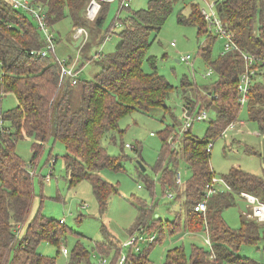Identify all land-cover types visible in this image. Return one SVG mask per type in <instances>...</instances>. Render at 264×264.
Segmentation results:
<instances>
[{
  "label": "trees",
  "instance_id": "trees-1",
  "mask_svg": "<svg viewBox=\"0 0 264 264\" xmlns=\"http://www.w3.org/2000/svg\"><path fill=\"white\" fill-rule=\"evenodd\" d=\"M88 1L31 0V3L41 6L49 27L68 16L74 26L90 31L92 35L86 40L90 45L101 32L98 44L107 33H111L110 29L104 35L101 31L110 2L102 0L104 7L91 21L86 16ZM178 1L149 0L146 8L132 11L124 19L120 17L122 29L116 49L108 54L99 51V57L90 54V45L80 49L81 58L76 66L80 71L90 60L98 61L101 68L90 79H81L80 73L77 83L73 84L69 76L61 77L62 66L55 50L45 56L37 53L46 46L47 40L33 13L15 7L10 0H0V264H56L54 257L43 255L38 247L44 240L60 244L67 226L40 210L28 221L36 195L29 165L36 166L50 139L62 141L66 147L62 160L69 186L81 180L90 181L100 211L107 210L111 196L119 190L101 172L104 169L122 171L124 166L120 158L109 153L103 142L104 135L120 131V120L127 114L135 111L148 113L157 107L168 109L166 100L173 85L158 71L154 58H150L151 71H146L143 64L151 45L152 32L161 29ZM106 3H109L107 7ZM216 7L239 47L217 57H213L212 50L219 36L209 32L201 10L197 14L195 5H192L189 16L182 12L178 16L179 23L195 24L200 32L208 33L206 43L199 47L198 53L213 69L210 77L215 74V78L204 86L207 88L203 97H197L201 95L194 91L197 84L189 78H183L181 82L184 104H191L196 113L204 108L215 110L206 136L199 138L191 133V129L180 134L175 126L169 125L162 130V146L155 170L160 174L162 187L176 192L174 199L180 202V209L174 220L164 221L154 214L153 201L149 203L138 197L137 224L129 235L140 231L156 233V237L146 243L138 241L141 245L139 250L124 248L123 242L118 246L113 242L98 243V258H105L104 255H109L116 246L111 264H118L124 250L130 260L125 264H143L145 260L142 257H149L156 243L164 240L165 228L171 236L185 232L191 236L208 233L211 245L208 242L204 246L193 244L189 254L185 246L175 245L167 250L163 264H264L240 253L243 245H257L264 240V224L246 215L241 217L240 227L235 228L223 216L224 210L235 204V195H241V192L257 195L264 202L262 175L233 165L222 175L230 189L214 193L209 198L205 215L195 210L206 184L215 174L210 165L211 152L207 150L210 138L222 135L232 122L242 126L239 115L244 104H247L249 118L257 123L260 134L264 135V0H217ZM242 51L255 57L253 67H256L251 74L252 83L244 104L238 88L240 77L246 71ZM69 58L71 61L75 59ZM77 85L80 87L78 103L73 93ZM192 87L191 96L187 93ZM75 91L79 90L75 88ZM8 93H14L18 103L3 110L2 100ZM172 134L174 140H170ZM26 136L34 138L29 163L16 151L17 142ZM178 139H181L179 148L175 146ZM248 150L254 151L253 148ZM181 159L186 161L192 174L185 183L179 184L175 173ZM137 168L140 173L144 172L140 163ZM146 182L152 189L155 180L146 178ZM182 211L185 212L184 220ZM23 224L27 226L20 236ZM83 259L89 260L90 253L78 241L68 264H80Z\"/></svg>",
  "mask_w": 264,
  "mask_h": 264
},
{
  "label": "rangeland",
  "instance_id": "rangeland-1",
  "mask_svg": "<svg viewBox=\"0 0 264 264\" xmlns=\"http://www.w3.org/2000/svg\"><path fill=\"white\" fill-rule=\"evenodd\" d=\"M128 1L129 8H124L121 0L110 2L101 31L102 35L108 29L111 30V33L109 35L107 33L105 39L98 44L97 38L100 37L101 32L98 33V37H94V42H91L90 45V41L88 43L86 40L91 37V32L89 31L88 37L86 34L76 36V26L73 25L71 18L68 16L51 26L50 29L57 38L56 52L59 58L69 56L81 58L79 50H84L89 45V48L91 47L89 52L92 55L96 51H101L102 54L113 52L116 49L119 32L122 29L120 17L124 19L130 12L146 8L149 3V0ZM107 4L109 3L105 4L106 7ZM192 5H195L197 14L201 8L206 7L205 2L202 0H179L174 5L172 13L161 29L152 32L151 45L143 64L146 71H151L150 58H154L158 71L173 85L166 100L168 109L157 107L148 113L135 111L127 114L120 120V131L104 135L103 142L109 153L120 158L124 166L122 171L104 169L101 172L102 176L115 183L119 190L111 196L105 212L100 211L90 181L81 180L78 184L69 186L62 160L66 147L62 141H55V139L47 141L36 166L29 165L31 175L34 177L36 195L33 199L28 221L40 210L47 217L56 220L64 218V225L67 226L63 237L60 239V244L44 240L38 247L43 255L54 257L56 264L69 263L72 250L78 241L90 253V259H83L80 264H95L98 261L100 256L97 248L98 243L113 242L118 246L121 242H124L130 236L131 228L137 224L138 208L136 199L138 197L149 203L153 201L155 203L154 214L159 215L164 221L174 220L176 213L179 211L180 202L165 195L174 190L162 187L159 181L160 174L156 173L155 170L162 146V130L168 125L175 126L179 132L181 130L185 102V93L181 85L183 78L187 77L197 84V86H194V91L196 94L198 92L201 94L197 97L205 94V88L207 87L204 88V86L209 84L212 78H215V74L211 77L205 76L209 64L198 53L199 47L206 43L208 33L200 32L195 24H182L178 21L180 12L185 16L190 15ZM29 17L36 25L33 17L31 15ZM202 20L201 17L200 21ZM227 42L226 38L219 37L215 40L212 50L213 57L227 51L225 47ZM187 54H191L192 60H194L193 68L188 62L181 60ZM100 68L101 65L98 61H87L82 67L81 79L94 77ZM75 88L79 91H75ZM75 88L73 92L74 100L78 103L80 100V87L77 85ZM192 91L193 87L187 94L192 96ZM17 103L16 95L8 93L2 100V109H10L16 106ZM247 108V104H244L239 115V119L245 122L244 125L237 126L236 129H230L224 135L210 138L214 142L210 154V165L215 172V177L218 179L222 178V175L227 173L233 165H239L247 172L260 174L264 177V135L260 134L257 123L249 118ZM206 111L208 118L196 120L190 127L191 133L199 138L206 136L211 118L215 115L213 108ZM33 141L34 138L26 136L20 139L16 145L17 153L26 163H29L32 155ZM127 143L131 144L132 147H127ZM175 146L177 148L181 146V139L175 142ZM249 148H253L254 151H249ZM51 154L52 157L50 158ZM139 161L145 166L143 173L138 171ZM178 170L181 173V183H185L192 174L191 168L185 160L181 159ZM47 175H50L49 179L46 178ZM146 178L155 180L152 189H149ZM220 184L221 189L228 190L225 183L220 182ZM182 212L184 220L185 212ZM250 212V204L244 197L237 194L235 195V204L227 207L223 212V216L230 226L238 228L241 225V217ZM259 222L264 224V221ZM26 226V224L22 225L20 236L24 234ZM165 229L164 240L156 243L149 257L147 255L142 257L145 260L143 264H163L167 250L175 245L185 246L186 252L189 254L193 244L201 246L208 244V234L205 232H201L197 236H191L186 232L179 236H171L167 228ZM63 245L68 248V254L62 252ZM125 253L127 254V251ZM240 253L264 263V240L257 245H243ZM115 255L116 246L109 255H104L107 264L113 262Z\"/></svg>",
  "mask_w": 264,
  "mask_h": 264
},
{
  "label": "built area",
  "instance_id": "built-area-1",
  "mask_svg": "<svg viewBox=\"0 0 264 264\" xmlns=\"http://www.w3.org/2000/svg\"><path fill=\"white\" fill-rule=\"evenodd\" d=\"M15 7H20L23 9H27L28 11H31L33 15L37 18L39 26L43 29V33L46 37L47 44L45 47L42 49H39L37 53L45 56L47 55L51 50L56 51V44H57V38L50 29V27L47 25L46 20H45V12L42 10L41 6H35L31 3V0H10ZM108 2H111L112 0H107ZM122 1V6L123 7H128L129 6V1L128 0H121ZM205 2L206 7L201 8V12L205 20L208 22L209 25V32L216 34L220 38H226L228 42L226 43L225 47L227 50L235 47L239 49V47L236 45L233 39V33L232 31L228 30L219 15L217 11V0H202ZM103 7V1L102 0H89L87 3L86 7V16L89 20H95L100 11L102 10ZM76 36H84V34L89 36V31L85 29L84 27H76L75 31ZM86 37V39H87ZM174 43V42H172ZM243 53V56L246 60V71L241 75L238 88L239 91L241 92V97L240 100L242 104H244L247 101L248 97V92L250 85L252 83V73L256 70V67H253V64L255 62V57L251 54L248 53ZM95 56L99 57L101 56L100 52L98 51L95 53ZM79 57H76L74 61H71L69 57H62L59 58L60 64L62 66L61 68V77H67L69 76L71 78V81L73 84H76L79 78L80 70L76 67L77 66V61ZM183 61L188 62L192 68L194 67V60H192L191 54H187L186 56H183L182 59ZM263 63H264V58H263ZM213 72V69L209 67L208 71L206 72L205 76H210ZM183 123L181 126L180 133L187 132L190 130V127L196 120H204L208 118L207 114V109L204 108L201 110V112L196 113L194 108L191 109V104L185 103L183 105ZM0 122L1 119H0ZM237 123V122H236ZM235 122L230 123L223 131L222 134H226V132L230 129H235L236 126L239 124H236ZM240 125H244L245 122L241 120ZM153 133V132H152ZM170 140H174V135L172 134L170 136ZM214 145L213 141H209L207 144V150L211 152V149ZM127 147L131 148L132 145L127 143ZM51 174V172H50ZM50 175H47L46 178L49 179ZM175 179L176 182L181 184V173L179 170L175 173ZM220 182L225 183L227 189L229 190L230 187L224 180V178H216L215 175H213L212 179L206 184L205 186V191L202 199L195 205V210L202 212L204 215L206 214V211L208 209V200L209 198L214 194L219 191H224L221 189V184ZM241 195L247 200V202L250 204V209L251 212L248 213L247 215L250 217H255L259 221H264V202L257 196L249 192H241ZM166 197L173 199L175 197V192L170 191L166 193ZM59 222L62 224H65V219L61 218L59 219ZM208 234V233H207ZM156 237V233H142L140 231L134 233L133 235L129 236L123 243V247H135L134 249L139 250L141 249V245H139L138 241L142 240V242H148V241H153ZM207 242L211 245V240L208 235L207 237ZM68 248L66 246H62V252L65 254H68ZM129 260L128 255L125 253V250L121 253V255L118 258V264H125ZM96 264H107L106 258H99Z\"/></svg>",
  "mask_w": 264,
  "mask_h": 264
},
{
  "label": "water",
  "instance_id": "water-1",
  "mask_svg": "<svg viewBox=\"0 0 264 264\" xmlns=\"http://www.w3.org/2000/svg\"><path fill=\"white\" fill-rule=\"evenodd\" d=\"M139 163H140V165H141L142 170H145V166H144V164H143L141 161H139Z\"/></svg>",
  "mask_w": 264,
  "mask_h": 264
},
{
  "label": "crops",
  "instance_id": "crops-1",
  "mask_svg": "<svg viewBox=\"0 0 264 264\" xmlns=\"http://www.w3.org/2000/svg\"><path fill=\"white\" fill-rule=\"evenodd\" d=\"M81 73V72H80Z\"/></svg>",
  "mask_w": 264,
  "mask_h": 264
}]
</instances>
